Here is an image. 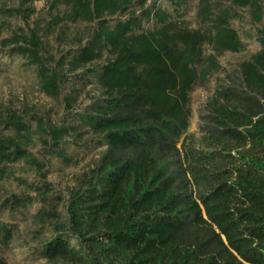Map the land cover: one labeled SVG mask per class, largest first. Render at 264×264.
Listing matches in <instances>:
<instances>
[{
	"label": "trees",
	"instance_id": "obj_1",
	"mask_svg": "<svg viewBox=\"0 0 264 264\" xmlns=\"http://www.w3.org/2000/svg\"><path fill=\"white\" fill-rule=\"evenodd\" d=\"M36 0H19L2 8L27 19ZM147 0H53L63 3V21L99 20L96 31L69 60L74 71L106 53L86 72L96 74L101 88L79 120L101 136L106 149L95 167L67 195L65 218L50 208L55 234L40 255L60 264H264V29L259 49L239 64L236 75L218 88L207 103L199 146L187 143L189 92L209 71L219 68L216 53L243 46L230 26L231 14L214 15L209 0H199L205 31L189 28L165 9ZM189 0H168L174 8ZM254 9L259 0H229ZM29 4V6H26ZM134 5L138 9H130ZM127 12L112 27L102 17ZM152 21L151 27L144 23ZM2 46L26 56L38 67L40 89L56 96L67 76L47 66L40 55L36 28L0 39ZM50 57L46 61H50ZM202 61L206 66L200 68ZM63 58L57 62L62 71ZM66 107L76 96L69 94ZM0 124L29 133L23 114L6 110ZM43 126L40 124V129ZM65 125L52 128L54 154L67 159L60 144ZM12 136L0 138V164L26 157L28 151ZM42 201L49 183L33 188ZM19 208L31 197H14ZM48 211V210H47ZM45 209L39 214L48 213ZM2 241L10 229L1 227ZM74 241L73 243L71 241ZM0 264H6L0 260Z\"/></svg>",
	"mask_w": 264,
	"mask_h": 264
},
{
	"label": "rangeland",
	"instance_id": "obj_2",
	"mask_svg": "<svg viewBox=\"0 0 264 264\" xmlns=\"http://www.w3.org/2000/svg\"><path fill=\"white\" fill-rule=\"evenodd\" d=\"M52 1H34V13L24 19L20 15H8L1 11L2 8L18 6L19 0H0V39L17 34L20 30L28 34L31 28H36L41 40L40 55L44 62L49 68L67 76L58 95H47L40 89L38 67L29 64L26 56L12 52L11 46L4 47L0 43V116L6 110H14L23 114L30 127L29 133H17L0 124V138L12 136L22 142L28 151L26 157L0 164V260L6 264H60L40 255L43 244L55 234L52 226L54 220L48 217L49 210L52 208L60 220H64L69 190L76 187L87 172L95 167L106 149L101 136L83 125L78 117L80 113L88 112L87 107L92 100L101 94L96 74L86 71L101 65L106 53L103 52L101 59L93 60L74 71L69 69V60L96 31L99 20L63 21L57 26H50L54 16H64L70 10L63 3L51 9ZM152 2L165 9L172 17L183 21L189 28L205 31L209 26L200 20L199 0H189L178 9L171 6L168 0L146 1L147 5ZM209 2L214 15H218L221 10L230 12L232 17L229 18V24L236 30L243 47L235 52L216 53L210 46H203V54L214 55L219 68L209 71L189 92L190 117L185 136L187 143L196 147L202 136L201 125L207 113V103L218 88L227 84V74L236 75L239 64L259 49L256 37L258 30L264 29V0L258 1L259 20L254 19V9L250 6H236L229 0ZM132 8L138 9V6L134 5L130 9ZM126 17L127 12L105 14L102 19L112 27L118 20ZM151 25L152 21L144 23L146 28ZM49 57L50 61H46ZM62 58L64 64L61 71L57 68V62ZM202 66H206L204 61L200 68ZM69 94L76 96L70 109L65 104ZM40 124L43 126L42 130ZM61 125L70 128L60 144L67 159L54 154L49 136L52 128ZM45 183H49L51 191L46 195L47 201H42L38 197L41 194L33 188L44 187ZM14 197H31L32 201L23 207L10 208ZM41 208L48 210V213L39 214L38 210ZM2 226L11 231L6 242L2 241Z\"/></svg>",
	"mask_w": 264,
	"mask_h": 264
}]
</instances>
